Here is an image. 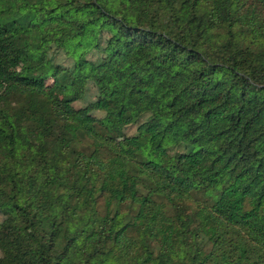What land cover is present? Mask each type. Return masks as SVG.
Listing matches in <instances>:
<instances>
[{
  "label": "trees",
  "instance_id": "16d2710c",
  "mask_svg": "<svg viewBox=\"0 0 264 264\" xmlns=\"http://www.w3.org/2000/svg\"><path fill=\"white\" fill-rule=\"evenodd\" d=\"M0 146V264H264V0H0Z\"/></svg>",
  "mask_w": 264,
  "mask_h": 264
},
{
  "label": "rangeland",
  "instance_id": "374dc122",
  "mask_svg": "<svg viewBox=\"0 0 264 264\" xmlns=\"http://www.w3.org/2000/svg\"><path fill=\"white\" fill-rule=\"evenodd\" d=\"M12 68L14 70H17V69H19V66L16 65V66H13ZM52 81L53 80L48 79V80L43 82L42 86L45 89H48L51 86ZM95 95H96L95 89L91 85H89L88 90L84 93V95L81 99H79L78 101H75L73 103L66 104L65 108L68 111H72V110H76L78 108L84 107L88 103L95 100ZM94 115L97 117L101 116V114L99 112H95ZM160 128L161 127L157 123L144 122V124H134V125H130V126L125 127L123 129V134L125 135L126 138H132V137L136 136L138 133L154 132V131L160 130ZM118 142H119V146L121 149L126 148V142H124L123 139H119ZM11 170H12V166H11L10 160L7 156L6 147L0 146V174L5 176V175L9 174L11 172Z\"/></svg>",
  "mask_w": 264,
  "mask_h": 264
}]
</instances>
